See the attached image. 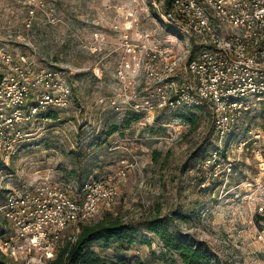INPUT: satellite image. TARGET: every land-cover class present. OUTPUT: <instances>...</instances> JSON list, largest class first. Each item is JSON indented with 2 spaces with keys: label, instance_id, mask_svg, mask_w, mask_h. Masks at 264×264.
I'll return each instance as SVG.
<instances>
[{
  "label": "rangeland",
  "instance_id": "374dc122",
  "mask_svg": "<svg viewBox=\"0 0 264 264\" xmlns=\"http://www.w3.org/2000/svg\"><path fill=\"white\" fill-rule=\"evenodd\" d=\"M163 3L168 7L166 0H0V65H5V54L15 62L23 55L30 78L60 72L72 95L70 102L30 115L38 90L43 92L35 87L25 114L5 125L13 147L0 151V202L9 192L44 181L59 183L74 194L88 179L116 171L122 160L129 164L136 160L119 185L116 202L93 220L106 213L126 220L165 216L172 231L206 248L215 264H264V239L259 238L260 234L264 238V211L259 210L264 206V153L236 155L241 160L228 185L202 191L195 182V166L212 147L209 110H197L200 118L194 124L178 116L188 109L159 113L150 122L110 105L117 92L119 57V35L112 26L124 27L133 13L142 30L161 42L172 39L173 32L159 18ZM96 30L109 42L101 52L92 53L83 43ZM181 48L182 42L177 49ZM12 111L0 105L4 119ZM246 121L249 128L264 132V106ZM113 127L117 130L110 133ZM263 144L264 140L255 146ZM5 231L3 224L1 239ZM141 237L150 243L139 241L127 250L101 243L91 248L108 259L124 256L127 264H183L155 234L142 230ZM38 261L0 250V264Z\"/></svg>",
  "mask_w": 264,
  "mask_h": 264
},
{
  "label": "built area",
  "instance_id": "2783aa9c",
  "mask_svg": "<svg viewBox=\"0 0 264 264\" xmlns=\"http://www.w3.org/2000/svg\"><path fill=\"white\" fill-rule=\"evenodd\" d=\"M153 4L159 8L157 1ZM159 18L173 32L169 34L172 39L161 42L142 30L133 13L124 27L112 26L119 35V57L117 92L110 97V105L150 122L159 113L209 110L212 147L195 166V182L202 191L225 187L237 172L241 159L236 155L264 153V144L263 148L255 146L264 140V132L249 128L246 121L247 115L264 106V0H172L168 7L163 3ZM92 36L83 47L101 52L109 40L98 30ZM181 42L182 48L177 49ZM2 61L0 105L13 111L6 119L0 114V151L13 147L5 125L25 114L35 87H42L43 92L38 90L30 115L59 107L72 97L60 72L32 79L25 56L15 62L5 54ZM136 164V160L130 164L122 160L116 171L88 179L74 194L50 181L9 192L0 202V226L7 227L0 250L48 264L66 242V235L74 240L81 224L116 202L119 185ZM259 210L264 211V206ZM259 238L264 239L262 234Z\"/></svg>",
  "mask_w": 264,
  "mask_h": 264
},
{
  "label": "trees",
  "instance_id": "16d2710c",
  "mask_svg": "<svg viewBox=\"0 0 264 264\" xmlns=\"http://www.w3.org/2000/svg\"><path fill=\"white\" fill-rule=\"evenodd\" d=\"M172 0H166L170 6ZM3 75H0V83ZM55 117L56 114H51ZM194 124L200 118L197 110H188L178 115ZM117 127H113L110 133ZM142 230L155 234L168 252L179 256L183 264H215L209 252L201 245L179 232L170 229L165 216H153L140 220H126L123 216L106 213L98 220L81 224V230L74 240H67L60 248L56 257L48 264H127L124 256L116 258L103 257L91 248L94 243L104 247L127 250L136 242L150 243L146 237H141ZM142 264V263H141Z\"/></svg>",
  "mask_w": 264,
  "mask_h": 264
}]
</instances>
